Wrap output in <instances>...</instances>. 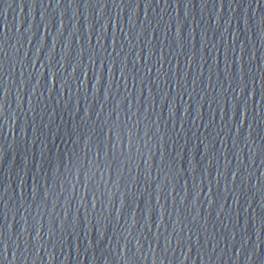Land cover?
<instances>
[{
  "label": "water",
  "instance_id": "95a60500",
  "mask_svg": "<svg viewBox=\"0 0 264 264\" xmlns=\"http://www.w3.org/2000/svg\"><path fill=\"white\" fill-rule=\"evenodd\" d=\"M101 2L103 3V0ZM108 3L111 5V0H108ZM55 4L56 0H35V2L34 0H0V36L8 38L4 50L8 53L10 59L14 58L11 63L5 65L3 81L8 87V96L4 104V118L0 119V192L4 188H7V192L0 196V226L4 227L5 232H7L8 225L12 226V228H9V232L12 231V236L8 242L7 255L9 261L12 259L13 251H15L17 256L16 264H125V261L120 259V257L130 255L128 249L134 252L137 240H139V243L143 246L141 255L147 256V259H141L139 264H153V251L149 250V244L152 245V249L155 251L156 264H160V261H163V264H179V261L183 260L185 255L188 258L184 261V264H264V229L260 230L259 239H257V230L251 220H249L247 227L244 224L246 217H250L254 209H259V197L257 196L255 200L251 201V207H249V202L244 198H241L238 204H234L231 185L229 186V192L224 193L223 200L218 199L216 203L210 206L208 204L210 198L208 186L207 182H205L195 208L192 209L190 207L188 211L179 206V195L177 194L183 195V192L180 187H177L176 191L171 193V196H167L165 193L161 197L160 204L165 208L163 225L156 215H153L152 220L149 222L151 232H148L147 228L143 226V221L139 214L137 215V219L140 220V223L135 227H131L130 218H122L119 223L112 220L107 225L102 240L100 239L97 227L94 226V221L93 226L89 223L96 214V211L99 210V203L96 202V211H94L91 204L86 209L83 206L85 201L79 199V197H85L86 201L92 200L91 191L97 184L101 183L99 173H97V176L92 181H88L83 175V170L77 175L74 169L72 179L77 181V198L67 205L65 194L61 193L59 186H57L53 196L47 201L46 206L41 207L39 212L37 211L40 198L38 196L36 202H33L31 199V189L34 184L33 177L36 173H39L41 176V181H39L41 191L45 185L43 173H40L38 168L34 169L33 167L35 163L33 155L36 157V163H39L40 153L43 151L55 163L56 155L72 147L70 143L68 145L63 143L57 134V128L62 133L66 129L80 125L82 123L81 118L91 115L92 121L85 126V130H87L93 122H97L96 114L103 103V86L100 92L97 93L96 87L89 84V81L92 82V85L97 84L93 79V70L87 61L88 52L90 51V46L87 44L91 31L90 24L92 22L96 29L92 32V46L94 47L98 38L97 31L100 28V24L104 22V19L110 16L113 17V27L109 25V34L112 31H116L117 50H119L122 39L118 32V27L123 25L126 30L128 27V16L130 15L127 10L121 13L118 8L111 6L103 9L99 6L90 8L81 6L78 9H73L75 6L73 8L67 7L68 0H61L60 8H56ZM80 4L83 5V0H80ZM169 5L167 10L162 14L163 20H161V10L155 4L147 10L148 19L152 21L153 27L156 26L158 21L160 22V30L156 31L153 43L159 44L161 40L164 41V71H167L172 66H176L177 69L174 68V72L177 70L183 72L184 68H187L185 66L186 57L179 53L170 55L175 49V45L170 49L167 47V44L171 43L174 38L177 19H180L181 25H183L186 9L182 6V0L180 6L174 5L173 0H169ZM199 5L200 0H193L192 7L188 10L190 11V15L185 21L183 32L186 41L191 40L189 52L191 53L192 47L196 53V62L188 67L189 77L187 83L188 92L191 93V100H189L187 94H184L182 100L179 98L175 100V105L180 107V114H177L174 121L169 120L167 103L163 99V89L168 87L163 81L160 82L159 91L153 86L154 104L149 107L147 103V91H145L141 100L144 107L149 109V127L154 129V127L159 126L161 133L167 132L173 137L176 152H180L181 155L185 152L187 153L183 161L185 167H187V160H191L196 154L195 146L198 143L196 136H202L205 131L204 126L208 125L210 117L214 116L212 127L215 128L217 125H220L223 130L221 131L220 128L216 130L220 131L221 138L226 135L229 136L228 139L224 140L223 145L219 141L216 144V149L220 156L219 166L223 171L225 170L224 155L227 154L228 160L231 161L230 168H235L238 161L235 158V150L231 146V136L229 134L231 124L228 122L227 117L223 121L220 118L221 110L226 111L227 106L212 103L211 107H209L211 96L218 93L221 87L225 89V96L227 98L230 99L232 95L231 90L228 89L227 81L223 77V46L216 25L220 20V31H223L224 28L227 29V33H225L226 40L230 39L232 34L238 33L237 44L244 42L248 53L253 51L256 53L255 60L250 67L259 76L258 71L264 68V40L261 39L254 20L259 16L260 12H264V4H261V7L257 9L255 0H253L252 8L236 7L234 0L233 7L229 8L227 0H224L223 8H213L210 3L203 10ZM61 12L64 13L63 17H61ZM254 12L256 13V17L253 16ZM102 13L103 17L101 16ZM246 15L250 18L247 29H245L243 23ZM42 16L44 17V22L41 21ZM217 17L219 20L215 21ZM61 19H63L64 24L63 35L56 39L58 35L57 30L61 26ZM143 20L144 9L143 0H141V8L136 22L139 24ZM50 21H52L51 24ZM169 21L172 27L168 28L166 33L167 38L164 39L162 31ZM45 23L49 24L48 28L44 27ZM73 26L74 29H78V32L75 36L69 38V33L74 30ZM204 31H207L208 47L201 52L200 37ZM187 32L193 33L191 38L187 37ZM18 38L19 42H17ZM53 39H56V45L55 51L52 52L53 67L49 70L42 65L48 63L46 56L52 49ZM68 39L72 40L73 56L79 51L81 44L85 48L83 71L87 75L81 76V79L84 81L83 85H80L79 81L75 79L76 76L79 77L81 75V69L76 67L79 63V58L73 61L70 56L66 62L62 61L64 66L60 69V73L57 74L55 72V67H59L60 59L64 55V46ZM104 43L109 46L110 50V36L109 40ZM213 43L217 45L215 50L212 49ZM38 47H42L43 50L39 59H36L35 54ZM125 50H127L126 42ZM25 53H27V57H25ZM201 55L205 57L203 63L200 62ZM212 56L217 57V68L212 67ZM156 59L157 57H153L149 63L158 68ZM21 61L23 64H21ZM13 64L15 65L14 68ZM244 68L245 73H247L249 69L247 55L244 59ZM209 69H211V72ZM49 71H51V74L49 75L48 84L45 86L43 77ZM21 73H23L25 80L28 79L29 74L33 76L22 88L20 87ZM197 74L201 75L204 83L201 84L197 81L193 90L192 80L195 79ZM35 77L39 80V84L35 83ZM209 77H211L210 85L208 83ZM116 81L119 82L118 72L116 74ZM34 86L35 91H33ZM128 87L134 97L135 91L131 80H129ZM68 88L71 89L70 93ZM205 88H207V92H205ZM18 90L21 95L19 107H17L16 103ZM256 92L257 100H259V84L256 85ZM123 94L124 87L121 82L119 95L115 91L113 92L108 103L104 106V111L106 112L109 107H114L117 100L122 101ZM172 95L174 96L175 93L173 92ZM202 96L204 99L200 100ZM198 100L201 103V107L199 104L197 105L201 118L196 119L195 123H192V120L195 119V113L190 109L191 115L188 119L184 109L187 108V104L189 103L194 106ZM261 103H264V101H261ZM121 107H123L122 104ZM135 111L136 108L134 107L133 112L135 113ZM13 113L15 115H12ZM141 113H143V108L141 109ZM120 118L122 121L125 119L123 112H121ZM173 123H175V129H173ZM246 128L247 124L245 125ZM143 129L144 124L142 122L140 125L141 136H143ZM177 133H179V138H176ZM64 139H67V137H64ZM144 139H150L149 146H152L155 153L154 163L149 159V165H153L152 180L154 181L156 177L155 165L159 160L157 139L153 132H150L149 137ZM253 139L259 142L256 131H253ZM165 140L166 147L169 151H172L170 146L173 144V141H169L167 136ZM250 147L253 146L240 144V148L243 149L241 159L248 165L249 171L255 173L253 180H256L261 175H264V164H260L259 159H256L254 163L248 161L247 157ZM117 150L119 151V147ZM127 150L125 148V151ZM144 151L147 152V149H144ZM201 154L204 156L203 161H200ZM81 156L83 157V151H81ZM25 160L28 163L25 170L27 175L24 172L21 173L23 179V183H21V177L18 176V173L24 167ZM177 160V167L179 168L181 166V157L178 156ZM197 161L199 163L197 172L198 181L200 169L203 167L208 171H212V174L215 175L216 162L213 160L210 163L209 150H206L203 146H201L200 153L197 154ZM136 164H140L139 169L136 168ZM45 167L47 168V165ZM101 167H103L102 164ZM144 167L143 162H140L136 158L132 166V174L138 175V171L141 173V182L137 183L135 188L140 189L147 196L148 193L145 189L152 191L154 185L149 187L143 182ZM53 170H49V187L51 186L50 176ZM93 171H96V169L93 168ZM109 175L108 170H105V181H108ZM205 175H207V172ZM124 176L125 178L128 177L127 169L124 170ZM228 179L230 180L231 177L229 176ZM84 183L88 184L87 188L83 186ZM183 183L184 181L181 180L180 184L182 185ZM223 183L224 181L222 180L220 185L222 191ZM237 185H239V180H237ZM188 186L191 193L192 184L190 180ZM109 187L111 188V182H109ZM135 188H133V191H135ZM111 190L116 191L114 188H111ZM124 191L125 185L121 182L119 192H117L114 199L113 214L115 213V209L119 207V193ZM213 191L215 192V182H213ZM21 193H23V196H21ZM155 194L153 193V195ZM66 195L69 197L73 195L71 185H69V191ZM98 195L99 191H97ZM137 195L139 196V193ZM172 196H176V207L179 208L182 218L189 216L190 212L192 214L198 212L202 218L201 224L204 222V219H207V231L201 230L198 234L192 235V243L180 247H177L175 234L172 233V221L175 219ZM53 199H55V207H53ZM189 199H191V196ZM153 203L155 204V200H153ZM3 204H7L8 208L4 209ZM221 205L223 206L222 212ZM77 209H79L78 212ZM142 210L143 204H141ZM65 213L79 218L80 225L76 229V232L72 235L70 229L62 232L59 227H56L55 232L49 234V219L56 220L58 224L59 219ZM218 213L219 216H217ZM5 215L7 219L4 218ZM25 218L27 220L26 225ZM36 220H39L41 234L39 247L35 246L34 240L37 227ZM157 224H161V226L158 227ZM22 225L26 226L28 230L29 246L27 251H25L24 237L20 235ZM196 227H199V225H196ZM165 228L167 231H165ZM129 232L131 233L130 237L128 236ZM158 232L160 234L159 246L152 239L153 234ZM169 234L173 235V241L168 253L165 254L163 251V241L164 236ZM36 242L39 243V237H37ZM125 244H127V248L124 247ZM189 248H191L190 252L188 251ZM5 264H7V261H5Z\"/></svg>",
  "mask_w": 264,
  "mask_h": 264
},
{
  "label": "snow or ice",
  "instance_id": "6c2138e0",
  "mask_svg": "<svg viewBox=\"0 0 264 264\" xmlns=\"http://www.w3.org/2000/svg\"><path fill=\"white\" fill-rule=\"evenodd\" d=\"M35 2V0H34ZM229 8L233 7L234 0H227ZM193 0H182V6L186 9L183 25H181V20L177 19L174 29V38L171 43L167 44L168 48H172L175 45V49L170 53V55H184L186 57L185 66L187 68L183 72L173 71L176 66L170 67L167 71H164V61L165 55L163 52L164 41H160L159 44L153 43L154 36L156 31H159V21L156 26L153 27L152 21L148 19L147 10L153 7V4L161 10V20H163V12L167 10L169 5V0H143V9H144V20L137 24V19L139 15V10L141 8V0H111V5H109L108 0H83V5L80 4V0H68L67 7L78 9L83 6L84 8H90L93 6H99L102 9L108 8L109 6L113 8H118L121 13L127 10L130 15L128 16V27L125 30L123 25L118 27V32L121 35L122 42L119 45V50H117V35L116 31H112L109 34V25L113 27V17H108L104 19V22L100 24V28L97 31V40L96 45L92 46V32L95 29V25L91 22L90 24V33L88 37L87 44L90 46V51L88 52L87 61L93 70V79L97 82L96 85H92V82L89 81L91 86L96 87L97 93L100 92L101 87L103 86V103L100 105V110L96 114V121L91 124V127L85 130V126L92 121V116L89 115L86 118H81L82 123L71 129H66L61 133V130L57 128V134L62 139L63 143L72 145L71 148H67L64 151H61L55 157V163L48 156L45 155L43 151L40 153V161L36 163V157L33 155V161L35 162L33 167L34 169H39L40 173H43V182L44 187L41 191V176L39 173L33 177L34 184L31 189V199L33 202H36L37 197L39 196L40 202L37 205V211L41 207H45L47 201L53 193L57 186H59L60 192L65 194V202L68 204L71 203L73 199H76V184L77 181L72 179L73 170H76V174L79 175L81 170H83V175L87 178L88 181H92L99 173L100 184H97L96 187L91 191L92 200L86 201L85 197H79V199L84 200V207L87 209L89 204L94 211H96V202L99 203L100 208L96 211V214L93 216V219L89 221L91 226L97 227V230L102 240L105 235V229L107 225L115 220L117 223L122 218L131 219V227H135L140 220L137 219V215L141 217L143 221V226L147 228L148 232H151V227L149 222L152 220L153 215H156L159 220L164 223L165 217V208L160 204L161 197L167 194L171 196L172 192H175L177 187L182 189L183 195L179 193V206L185 211H188L191 207L195 208L196 203L199 200L200 193L203 191L205 182L208 186L209 200L208 204L211 206L213 203H216V200H223L224 193L229 192V186L231 185V192L233 194V203L238 204L241 198H244L249 202V207H251V201L255 200L256 197H259V209L253 210L250 217H246L244 224L245 227L248 226L249 220H251L253 226L256 227L257 239H259L260 230L264 229V175H261L256 180H253L255 173L249 171V167L244 163V160L241 159V154L243 149L240 148V144L243 143L245 146H253L249 148L248 161L254 163L256 159H259L260 164H264V68H261L259 76L257 72H253L250 65L255 60L256 53L253 51L248 53V50L244 42L237 44L238 33L231 35L230 39L226 40L225 33L227 29L224 28L223 31H220V20L217 17L219 23L216 25L217 31H219V37L221 44L223 46V57H224V72L223 77L227 81L228 89L231 90V98L225 96V89L221 87L218 93L211 96V102L218 105H226L227 110H221L220 118L221 121L227 117L228 122L231 124L229 128V134L231 136V146L235 150V158L238 161L235 168H230L231 161L228 160L227 154L224 155L225 161V170H221L219 166L220 156L216 149V144L219 141L222 145L224 140L228 139L229 136H224L221 138L220 131H217V128L223 130L220 125H217L215 128L212 127L214 123V116H211L208 125L204 126L205 131L202 136H196L198 141L195 146V156L191 160H187V167L184 166V159L187 156L185 152L181 155L180 152H176L175 143L173 137L167 132L161 133L159 126L153 128L149 127L148 116L149 109L144 107L141 98L144 96L145 91H147V103L149 107L155 103V97L153 96V86L156 89L160 90V82L163 81L168 85V87L163 89V99L167 103L168 107V117L169 120L174 121L177 117V114H180V107L175 105V100L177 98L183 99L184 94L189 96L191 100V93L188 92V77L189 71L188 67L196 62V53L191 47V53L189 52V46L191 45V40H187L183 35L185 21L190 15V10L192 7ZM213 8L224 7V0H200V8L203 10L209 6ZM173 4L176 6L181 5V0H173ZM261 4H264V0H255V6L257 9L261 7ZM61 0H56L55 7L60 8ZM236 7H253V0H235ZM64 13L61 12V17ZM103 17V13L101 14ZM253 16L256 17V13H253ZM135 18V19H134ZM249 19L247 15L243 19L245 29L249 26ZM41 21L44 22V17H41ZM214 21V23H215ZM52 21H50V24ZM254 23L259 30V35L262 40H264V12H260L259 16L255 18ZM60 27L57 30V37L63 35L64 24L63 19L60 21ZM45 28L49 27L48 23L44 24ZM171 22L167 23V26L162 31L164 33V39H166V33L168 28H171ZM74 29V26H73ZM78 29H74L69 33V38H72L76 35ZM23 35V34H21ZM193 35L192 32H187V37L191 38ZM111 39V47L104 43ZM8 38L0 36V119L4 118L5 109L4 104L7 101L8 96V87L3 81V75L5 70V65L12 62V59L9 58L8 53L4 50L5 44ZM56 39L52 41V49L46 56L48 63L44 66L45 68L51 70L53 67L52 63V52L55 51ZM201 40V52L208 47L207 31H204L200 37ZM19 42V38L18 41ZM31 42V41H29ZM125 42L127 44V50H125ZM44 43V42H43ZM72 40L68 39L65 42L64 46V55L61 57L59 62V67H55V72L60 73V69L64 66L63 62H66L71 56L73 61H76L79 58V63L76 67L81 69V75L75 77L79 81L80 85H83L84 81L81 79V76H86L87 73L83 71L84 66V45L81 44L79 51L76 54L72 55ZM135 45V47H134ZM142 45V47H141ZM217 45L212 44V49L215 50ZM159 49V50H158ZM187 49V51H186ZM42 47H38L36 51V59H39ZM248 56L249 69L245 73L244 68V59L245 56ZM27 57V53H25ZM157 57L155 65L149 63L153 58ZM142 61V62H141ZM205 61L204 55L200 56V62ZM212 67H218V60L216 56L211 57ZM178 63V61H177ZM21 64L23 62L21 61ZM34 66V65H33ZM15 65L13 64V68ZM99 69V71H97ZM177 69V68H176ZM211 72V69H209ZM119 73V82L116 81V74ZM183 73V74H182ZM51 71L43 77L45 86L48 84L49 75ZM108 77V78H106ZM33 78L32 74H29L27 80L23 78V73H21L20 87H24L31 79ZM110 78V79H109ZM129 80L133 85L135 91V96L133 97L132 92L129 90ZM183 81V83H182ZM199 81L203 84L201 75L197 74L195 79L192 80L193 90L195 85ZM121 82L124 87V94L122 101L116 102L114 107H109L107 111H104L105 104L108 103L113 92L117 95L120 93ZM35 83L39 84V80L35 77ZM209 85L211 84V77L208 81ZM260 85L259 100H257L256 85ZM98 85V86H97ZM35 91V86L33 87ZM69 93L71 89L68 88ZM175 93L173 96L172 93ZM207 92V88H205ZM202 96L200 100H203ZM200 100L196 102L193 106L190 103L187 104V108L184 109L188 119L191 115L190 109L195 113V119L192 120V123H195L196 119L201 118V113L197 108L199 104L201 107ZM21 95L19 90L16 95L17 107L20 106ZM130 101V102H129ZM121 104L123 107H121ZM136 108L135 113L133 108ZM143 108V113L141 109ZM173 109H175L173 111ZM121 112H123L125 119L121 120ZM12 115H15L13 113ZM135 117V118H134ZM102 118V119H101ZM238 121V122H237ZM251 121V122H249ZM143 122V136H141L140 125ZM247 128L245 129V125ZM255 126V127H254ZM173 129H175V123H173ZM51 131V129H49ZM253 131H256L259 142L253 139ZM153 132L155 138L157 139V151L159 152V160L156 162V177L155 180H152V169L153 165H149V159L154 163V155L152 146L150 147V139H144L149 137V133ZM169 141H173V144L170 146L172 151H169L166 147L165 137ZM67 137V139H64ZM179 138V133L177 137ZM143 141V143H142ZM187 143V142H186ZM82 146V147H81ZM201 146L206 150H209L210 153V163L211 161L216 162L215 175L212 174V171L200 169L199 181L197 179V172L199 168V163L197 161V154L200 153ZM119 147V151L117 150ZM125 148L128 150L125 151ZM147 149V152L144 151ZM50 151V150H49ZM81 151H83V157L81 156ZM181 157V166L177 167V157ZM146 157V158H145ZM123 158V159H122ZM138 158L139 161L143 162L145 165L143 171V182L152 188V191H147V196L136 189L135 185L141 182V173L138 171V175L132 174V166L135 162V159ZM203 154L200 155V161H203ZM101 164L103 167H101ZM27 160H25L24 167L18 173V176L21 177V173L24 172L27 168ZM47 165V168L45 167ZM140 164H136V168L139 169ZM93 168L96 171H93ZM54 169V170H53ZM127 169L128 177L125 178L124 170ZM49 170L51 172V186H48L49 182ZM108 170L110 173L108 181L104 180V171ZM207 172V175L205 173ZM114 173V179H113ZM229 176L231 179L229 180ZM162 177V178H161ZM183 180L184 183L181 185L180 181ZM189 180L192 184L191 193L189 191ZM223 183V191L220 188L221 181ZM237 180H239V185H237ZM109 182H111V188L116 189L112 191L109 187ZM121 182L125 185V191L119 193V207L115 209L113 214L114 199L119 192ZM213 182H215V192L213 191ZM21 183L23 179L21 177ZM69 185H71L73 195L71 197L67 196L66 193L69 191ZM85 188L88 187L87 183H84ZM135 188V191H133ZM171 190V191H170ZM97 191L99 195L97 196ZM7 192V188H4L0 192V196L3 193ZM139 193V196L137 195ZM153 193H156L153 195ZM23 196V193H21ZM191 196V199L189 197ZM155 200V204L153 203ZM141 204H143V210L141 211ZM172 205L173 211L175 213V219L172 221V233L175 234V240L177 247H180L185 244L192 243V235L198 234L201 230L207 231V219H204V222L201 224V216L198 212L195 214L189 213V216H181L179 208L176 207V196H172ZM53 207H55V199H53ZM3 208L7 209L8 205L3 204ZM246 210V209H245ZM27 211V209H26ZM79 209H77V212ZM223 211V206L221 205V212ZM219 216V213L217 214ZM7 219V216L4 217ZM87 219V217H85ZM187 221V222H185ZM36 223V236L34 237L35 246L39 247L41 242V234L39 227V220L35 221ZM27 220L25 218V225ZM80 221L77 216L69 215L65 213L63 217L59 219L57 224L56 220L49 219V234L55 232L56 227H59L60 230L66 231L71 230V234L76 232V229L79 227ZM158 227L161 224H157ZM199 225V227H196ZM9 228H12L11 225L7 226V232L3 226H0V264H16L17 256L16 252L13 251L12 259L9 261L8 258V242L12 236V231L9 232ZM187 230V231H185ZM165 231L167 229L165 228ZM20 235L24 237L25 240V251H27L29 246L28 240V230L26 226H21ZM128 236H131V233H128ZM37 237H39V243H37ZM152 239L155 241L156 245H160V234L155 233L152 236ZM173 235H165L163 241V251L165 254L168 253L169 249L172 246ZM15 243V242H14ZM198 243V238H197ZM127 248V244L124 246ZM142 245L137 240L135 251L132 252L131 249H128L130 255L121 256L120 259L125 261V264H139L141 259H147V256L141 255ZM149 250L153 251V264H156L155 251L152 249V245L149 244ZM191 251V248L188 249ZM187 255L184 256L183 260L179 261V264H184V261L187 259ZM160 264H163V261H160Z\"/></svg>",
  "mask_w": 264,
  "mask_h": 264
}]
</instances>
